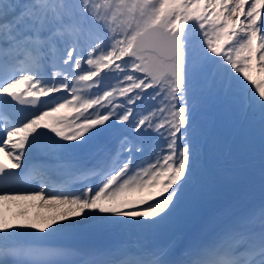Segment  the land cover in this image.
Here are the masks:
<instances>
[{
	"label": "snow or ice",
	"instance_id": "6c2138e0",
	"mask_svg": "<svg viewBox=\"0 0 264 264\" xmlns=\"http://www.w3.org/2000/svg\"><path fill=\"white\" fill-rule=\"evenodd\" d=\"M253 72L264 0H0V201L64 206L39 223L0 212V264H264ZM26 173L37 188L16 187ZM241 173L256 195L217 212L206 239L178 258L154 243ZM81 235L105 242L81 252Z\"/></svg>",
	"mask_w": 264,
	"mask_h": 264
},
{
	"label": "bare ground",
	"instance_id": "6f19581e",
	"mask_svg": "<svg viewBox=\"0 0 264 264\" xmlns=\"http://www.w3.org/2000/svg\"><path fill=\"white\" fill-rule=\"evenodd\" d=\"M256 74V73H255ZM257 75V74H256ZM258 76V75H257ZM260 76H258L259 78ZM264 78V77H263ZM68 114L66 111L58 113V115H65ZM0 159L4 160V162H7V157L0 154ZM240 181L237 182V184L234 185V187H238L237 185H240ZM235 191V189L232 190V192ZM229 197V196H227ZM246 197V196H245ZM208 198V197H207ZM223 201V200H222ZM5 206H0V212H3L8 219L12 220L13 222H37L39 223L41 220L48 219L52 217L57 212L61 211L64 206L62 205H47L43 204L42 201L39 199H18V200H6ZM36 203V211L35 213H26L27 209H31L34 204ZM214 203L219 204L217 200H214ZM10 206L15 207L16 209H19L21 212H15V208H12ZM225 208V207H224ZM213 210V197H210L209 199H205L203 202H201L198 206L194 207L188 215L184 217L183 221H178V224L173 225L171 228L167 229L164 232V235L158 236V240L166 239L170 241L176 242V249L174 251V254L179 256V253L181 252V248L189 246L193 243V240H188L187 242H183L184 239L183 235H186L190 230H193L198 227V224L194 221V217H197L199 219H202L205 216H208L207 222L211 221V219L215 216V213L212 212ZM42 212V213H41ZM11 214V215H10ZM22 214H28L27 216H23ZM210 223V222H209ZM209 223L206 225V227H199L200 229V239H206L207 235L209 233H206V228L208 227ZM190 233V232H189ZM199 234H197L198 236ZM186 237V236H185ZM197 238V237H196ZM195 238V239H196ZM157 240L154 241L155 244ZM105 242V238L98 235H81L73 238L70 243L73 244L75 247H77L81 252H87L89 249L93 247L100 246ZM164 244V242H162Z\"/></svg>",
	"mask_w": 264,
	"mask_h": 264
},
{
	"label": "rangeland",
	"instance_id": "374dc122",
	"mask_svg": "<svg viewBox=\"0 0 264 264\" xmlns=\"http://www.w3.org/2000/svg\"><path fill=\"white\" fill-rule=\"evenodd\" d=\"M252 75H253L254 79H264L263 77L258 78V76L255 74V72H253ZM148 91H151V89H149ZM239 181L241 182L240 185H237L238 186L237 188L234 187V185L237 184V182H239ZM248 183L249 182H248V178H247L246 174L241 173V174H237V175H229V176L223 178L222 180H220L219 182H217L216 184L212 185L208 189L204 199L201 202H203L205 199H209L210 197H213V210H212V212L215 213V215H216L217 212L222 210L224 207H227L231 202H233L237 199L251 200L256 195V193H254L253 191L250 190V188L248 187ZM233 189H235V191L232 192ZM227 196H229V197H227ZM15 200H18V199H13V201H15ZM214 200H217L219 202V204L214 203ZM5 202H6V200L0 201V206H5L6 205ZM10 207L15 208L13 206H10ZM36 208L37 207H36V203H35L31 209H27L26 213H29V214L35 213ZM13 210H15L14 213L15 212H18V213L21 212V211H19V209H16V208ZM22 215L27 216L28 214H22ZM207 218H208V216H205L202 219L194 217V221L196 222V224H198V227L193 229V230H190L189 231L190 233L188 232L186 235H183L184 239L182 241L185 243L190 239L193 240V242L200 239L201 237H200L199 227H206V225L210 222L209 221L208 223H206ZM183 220H184V217L181 219H178L173 225L178 224L180 221H183ZM173 225H171L169 228H171ZM197 234H199V235L197 236ZM162 235H164V232L162 234H160L159 237ZM159 237H157L155 239V240H157L156 242L158 245L163 244L162 242L167 243L170 241V240H166V239L158 240ZM186 247H188V246H186ZM186 247L181 248L180 251H182Z\"/></svg>",
	"mask_w": 264,
	"mask_h": 264
}]
</instances>
